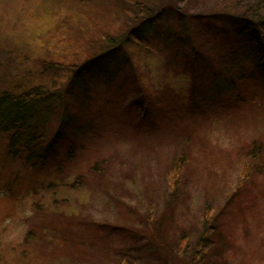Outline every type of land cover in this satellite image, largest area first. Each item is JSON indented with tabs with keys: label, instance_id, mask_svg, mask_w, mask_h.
<instances>
[{
	"label": "rangeland",
	"instance_id": "374dc122",
	"mask_svg": "<svg viewBox=\"0 0 264 264\" xmlns=\"http://www.w3.org/2000/svg\"><path fill=\"white\" fill-rule=\"evenodd\" d=\"M81 18L72 0H0V90L19 88L26 79L65 83L67 74L47 60L64 54L67 64L76 62L90 49L94 42L86 44L80 25L89 26ZM104 21L95 28L101 33L121 28L113 14ZM193 22L195 38L216 55L215 63L234 48L235 37L227 43L204 32L228 21ZM134 61V80L150 94L143 117L129 105L135 90L126 75L123 85L121 77L114 84L88 81L92 96L75 98L78 143L69 157V139L62 138L42 164L31 165L23 155L8 156L0 135V264H167L168 256L149 250V241L133 242L124 229H136L140 238L143 218L162 216L183 156L162 225L170 248L178 250L186 236L190 255L208 210L217 214L222 264H264V83L250 66L241 75L233 64L234 90L216 95L206 60L195 71L170 55L138 52ZM252 86L247 101L236 97ZM55 110L48 127L56 126ZM246 167L255 174L235 191ZM114 224L117 230L104 232Z\"/></svg>",
	"mask_w": 264,
	"mask_h": 264
},
{
	"label": "trees",
	"instance_id": "16d2710c",
	"mask_svg": "<svg viewBox=\"0 0 264 264\" xmlns=\"http://www.w3.org/2000/svg\"><path fill=\"white\" fill-rule=\"evenodd\" d=\"M72 1L82 15V22L89 26L86 29L84 25H80V28L87 32L86 44L94 43L90 49L81 53V58L76 62L67 64V56L64 54L60 58L52 57L47 60L49 68L67 74L65 83L51 85L26 79L27 82L19 88L0 90V135L6 138L5 151L8 156L23 155L31 165L42 164L50 155L48 152H53L62 138L69 139L64 157L71 156L78 143L74 133L78 118L72 114L74 102L79 94L92 96L88 81L97 80L100 84L106 82L114 84L117 78L121 77L120 85H123L124 77L129 76L135 90L129 105L134 114L143 117L149 112L151 102L148 98L150 94L145 92L141 83L134 80L135 77L139 78L138 72L134 70V56L138 52L145 56L163 54L167 59L170 55L175 62L177 61L176 63L183 62L191 71L196 70L199 60H206L212 64L213 71L208 73L215 79L213 88L216 95L234 90L233 64L239 66L238 72L241 75L243 71L245 73V67L250 66L255 71L252 74H257L258 80L261 81L260 84L264 83V0ZM190 3L192 5L186 8L185 6ZM166 13L172 18L167 19ZM112 14L114 22L117 19L118 26H121L119 30L113 32L102 30L101 33V28L95 29L97 26L104 27V20ZM196 19L226 20L228 23L223 29L213 30V33L208 29L202 30L209 35L208 37L225 39L227 43H233V37L237 39L234 48H230V44V50L218 58L217 63L214 60L216 55L210 49H204L205 43L197 39L199 35L195 38V33H199L193 22ZM80 35L82 40V34ZM76 45H79L77 41ZM67 65L69 67L65 69ZM32 73L30 71L28 74ZM42 76V72L37 75ZM254 87H245L243 92L236 94V97L243 102L247 101L248 96L255 91L251 90ZM120 92L122 93V89ZM54 110L59 112L56 126L48 127L46 121ZM80 133L83 134L84 130ZM80 133L78 135H81ZM263 148L264 145L262 150ZM256 157L259 156H254ZM180 161L177 164L178 169L170 178L172 186L162 216L155 219L153 213L149 212L143 218L147 224L143 230L144 236L140 238L136 237L139 232L134 228H127L124 231L133 242H138L139 239L149 241L145 246H149V250L153 249L168 256L167 264H222L219 251L224 248L222 242L217 240L219 238L217 214L213 215L208 210L204 213L203 229L194 241L195 245L190 255L185 250L186 236L180 238L178 250L173 251L170 248L171 242L165 234L166 227L164 229L162 225L163 221L166 223L168 220L171 198H175L177 194L178 187L175 185L178 181L179 168L181 171ZM250 173L255 174L249 167L243 169L235 191L246 185ZM152 219L154 222L151 223ZM115 225H108L109 229L103 228L104 232L111 233L117 230ZM150 239L156 241V245ZM187 255L189 257H186Z\"/></svg>",
	"mask_w": 264,
	"mask_h": 264
}]
</instances>
